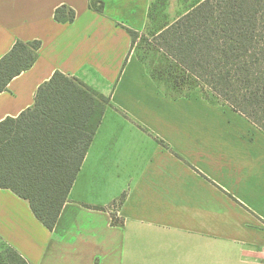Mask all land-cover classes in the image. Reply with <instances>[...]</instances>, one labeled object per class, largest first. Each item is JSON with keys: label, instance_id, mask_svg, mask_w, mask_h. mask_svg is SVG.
Listing matches in <instances>:
<instances>
[{"label": "crops", "instance_id": "obj_1", "mask_svg": "<svg viewBox=\"0 0 264 264\" xmlns=\"http://www.w3.org/2000/svg\"><path fill=\"white\" fill-rule=\"evenodd\" d=\"M201 1L0 0V58L41 42L0 92V120L56 70L109 97L52 230L0 188V251L27 264H264V131L219 101L207 119L176 117L137 50ZM62 5L72 21L55 20ZM192 90L179 100L204 101Z\"/></svg>", "mask_w": 264, "mask_h": 264}, {"label": "trees", "instance_id": "obj_2", "mask_svg": "<svg viewBox=\"0 0 264 264\" xmlns=\"http://www.w3.org/2000/svg\"><path fill=\"white\" fill-rule=\"evenodd\" d=\"M74 17L65 5L54 13L59 22ZM126 29L134 41L138 32ZM153 39L196 86L264 131V0H202ZM40 47L37 39L15 41L0 58V92L33 65ZM108 103V96L56 70L38 86L32 106L0 120V188L27 200L49 230ZM5 262L27 264L10 247L0 251Z\"/></svg>", "mask_w": 264, "mask_h": 264}, {"label": "rangeland", "instance_id": "obj_3", "mask_svg": "<svg viewBox=\"0 0 264 264\" xmlns=\"http://www.w3.org/2000/svg\"><path fill=\"white\" fill-rule=\"evenodd\" d=\"M154 39L146 36L140 37L138 40L137 50L144 57L146 64L149 66V71L157 77L158 85L165 96L174 101V111L176 117L187 119H207L205 116L207 111L201 109L202 107H214L219 102H224L213 94L208 88L203 87L202 95L204 101L199 100H179L186 94H192V90L196 85L191 79V76L183 72L173 60H170L167 56H163L153 47ZM176 81V83H175ZM167 92V93H166ZM173 96V97H172ZM205 117V118H198ZM6 251V250H5ZM3 264H6L3 263Z\"/></svg>", "mask_w": 264, "mask_h": 264}]
</instances>
